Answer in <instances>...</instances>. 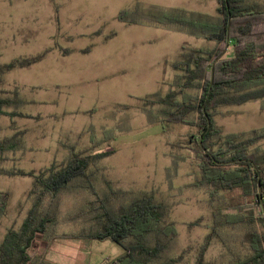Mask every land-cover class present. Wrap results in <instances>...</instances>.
<instances>
[{
    "label": "rangeland",
    "instance_id": "374dc122",
    "mask_svg": "<svg viewBox=\"0 0 264 264\" xmlns=\"http://www.w3.org/2000/svg\"><path fill=\"white\" fill-rule=\"evenodd\" d=\"M247 1L264 6V0ZM175 9L218 17L216 0H0V67L41 57L28 67L0 69V99L16 103L1 107L14 115H0V141L15 138L20 145L0 152V170L38 174L65 166L73 151L111 153L91 160L87 180H74L58 196L57 224L43 238L49 237L47 246L30 253L29 264H110L123 250L81 234L99 229V206L118 214L145 195L164 205L167 222L175 225L165 257L175 259L173 264H195L218 221L221 195L190 186L198 168L181 147L191 129L152 122L151 109L160 106L146 102L170 90L182 47H212L188 30L147 17ZM124 12L134 23L118 19ZM214 119L225 134L262 129L264 99L218 107ZM259 147L264 149V141ZM33 181L0 174V192L8 194L0 246L31 208ZM49 202L46 198L44 207ZM245 232L241 226L217 228L206 263L244 257Z\"/></svg>",
    "mask_w": 264,
    "mask_h": 264
},
{
    "label": "trees",
    "instance_id": "16d2710c",
    "mask_svg": "<svg viewBox=\"0 0 264 264\" xmlns=\"http://www.w3.org/2000/svg\"><path fill=\"white\" fill-rule=\"evenodd\" d=\"M216 20L198 13L171 10L149 14L148 19L157 24H170L188 30L212 47H182L181 60L173 65L176 71L170 90L163 96L151 95L146 102L151 106L152 122L180 123L191 129L181 148L190 151L191 160L198 172L190 186L206 189L218 197L221 207L214 216L218 218L212 232L197 255L195 264H207L204 254L217 228L246 227L243 234L247 254L235 257L229 264H264V215L258 199L261 185L264 206V128L240 134H225L215 122L216 109L239 106L264 99V6L247 0H216ZM127 13L118 19L126 20ZM39 57L16 60L0 67L10 71L28 67ZM17 102V101H16ZM15 104L14 99H0V115L13 116L1 110ZM90 140L94 141L93 137ZM20 149L15 138L0 141V152ZM72 152L61 168L54 165L38 174L18 170L0 174L28 176L34 179L28 196L32 199L18 230H10L0 246V264H29L30 253L46 247L49 231L57 224L55 211L58 196L74 180H87L88 164L93 159L109 156L101 152L94 156ZM223 196V197H222ZM49 198V207L44 200ZM8 194L0 192V218L5 214ZM52 206V207H51ZM46 209V210H45ZM98 216L99 229L95 233L81 234L82 239L110 240L123 253L110 264H173L175 259L165 257L173 237L175 225L167 222L168 211L153 197L143 196L129 208L113 213L104 205ZM38 239H41L39 241Z\"/></svg>",
    "mask_w": 264,
    "mask_h": 264
},
{
    "label": "water",
    "instance_id": "95a60500",
    "mask_svg": "<svg viewBox=\"0 0 264 264\" xmlns=\"http://www.w3.org/2000/svg\"><path fill=\"white\" fill-rule=\"evenodd\" d=\"M258 199H259V203L262 209V213L264 215V206H263V201H262V193H261V185L260 183H258Z\"/></svg>",
    "mask_w": 264,
    "mask_h": 264
}]
</instances>
